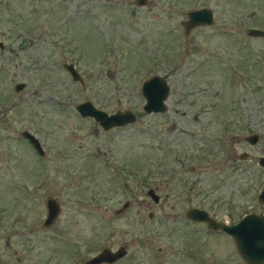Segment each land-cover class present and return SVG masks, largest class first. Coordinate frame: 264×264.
<instances>
[{
  "label": "rangeland",
  "instance_id": "obj_1",
  "mask_svg": "<svg viewBox=\"0 0 264 264\" xmlns=\"http://www.w3.org/2000/svg\"><path fill=\"white\" fill-rule=\"evenodd\" d=\"M204 7L211 23L184 34ZM250 27L264 30V0H0V264H82L120 246L115 264H246L184 212H264V38ZM154 74L166 109L146 114L139 89ZM84 100L136 119L102 130L76 112ZM241 153V177L222 172L219 157ZM47 197L60 210L44 227Z\"/></svg>",
  "mask_w": 264,
  "mask_h": 264
},
{
  "label": "water",
  "instance_id": "obj_2",
  "mask_svg": "<svg viewBox=\"0 0 264 264\" xmlns=\"http://www.w3.org/2000/svg\"><path fill=\"white\" fill-rule=\"evenodd\" d=\"M146 0H134V4L142 6ZM187 18L184 20V34L195 26L209 25L212 21V13L207 8L193 9L186 13ZM247 34L251 36H259L264 38V30L250 27L247 29ZM4 45L0 41V49ZM61 67L68 73L71 80L82 83V77L75 69L72 63L63 62ZM24 87L23 82H18L13 86V90L18 92ZM140 95L143 98L142 111L149 113H162L166 107L163 101L168 93V86L163 77L154 74L145 79L139 89ZM78 115L82 118L89 117L102 130H108L114 127H122L135 121L136 116L129 109L116 110L112 113H106L96 108L89 100H84L74 106ZM20 137L27 141L33 151L40 157L44 155L38 139L26 130L20 132ZM249 144H255L257 141L256 134H250L246 137ZM258 165L264 168V156H260L257 161ZM145 195L154 203H157L159 196L149 188L145 191ZM260 201H264V187L259 193ZM128 206L125 202L116 213H119ZM45 217L42 226H50L56 219L59 213V205L56 200L47 197L44 200ZM185 216L194 222H204L211 230H220L231 236L236 251L241 259L247 264H264V215L256 213H248L243 215L235 224L227 225L221 221L211 217L203 208L191 207ZM125 254L124 247L120 246L116 250L111 251L108 248L101 249L95 256L90 257L83 264H100L112 263Z\"/></svg>",
  "mask_w": 264,
  "mask_h": 264
},
{
  "label": "flooded vegetation",
  "instance_id": "obj_3",
  "mask_svg": "<svg viewBox=\"0 0 264 264\" xmlns=\"http://www.w3.org/2000/svg\"><path fill=\"white\" fill-rule=\"evenodd\" d=\"M250 135V134H249ZM248 136V135H247ZM247 136H245V137H243L242 139L244 140V141H246V137ZM234 139H236V140H238V139H241L240 137H233ZM247 142V141H246ZM240 157H235V154L234 155H232V156H229V155H227V157H219V160H220V162H221V164H222V172H224L226 169H228L229 170V172H232L233 174H235V175H237V176H239V177H241V173L243 172V171H245L246 169H247V167H244V168H240V164H241V160H247V159H249L250 157H248V155L246 154V153H241L240 155H239ZM258 158L259 157H257L256 158V161H255V163H257V161H258ZM258 165V164H257ZM259 167H261V166H259ZM262 168V167H261ZM264 169V168H263ZM229 178V176H227L226 177V175H225V180L226 179H228ZM235 180V182H236V178L234 179ZM264 187V185L261 187V189L259 190V192L256 194V200L259 202V203H264V201H260V199H259V193H260V191L262 190V188ZM124 204V203H123ZM122 204V205H123ZM128 207V206H127ZM121 208V207H120ZM189 208H191V207H188V209ZM119 209V208H118ZM117 209V210H118ZM187 209V210H188ZM117 210H115V213H116V211ZM186 210V211H187ZM232 209H228V211L226 212V213H224L221 217V222H223V223H225V224H227V225H233V224H235L243 215H246V214H248V213H255V212H247V213H244V214H242L241 216H237L236 217V215L234 214V211H231ZM186 211L184 212V216H185V213H186ZM121 212V211H120ZM119 212V213H120ZM209 214V213H208ZM256 214H263L264 215V212L263 211H261L260 213H256ZM210 215V214H209ZM211 216V215H210ZM149 217V216H148ZM212 217V216H211ZM150 218V217H149ZM185 218H186V220H187V222H189L190 224H196V225H199L200 227H199V231L200 230H208V231H210V232H213V233H219V234H223V235H225V236H227L228 238H230L231 240H232V238H231V236H229L228 234H226V233H224L223 231H220V230H211V229H209L207 226H206V223H204V222H194V221H192V220H190V219H188L186 216H185ZM214 218V217H213ZM219 221V220H218ZM232 242H233V240H232ZM233 244H234V242H233ZM122 247V246H121ZM234 248H235V251H236V247H235V244H234ZM125 249V248H124ZM193 249V248H192ZM192 249H190V250H192ZM111 250V249H110ZM187 251L188 252V254L190 255V254H192V251ZM199 248H197L196 247V251H195V254H196V259L198 260V261H202L203 260V258H204V255H202L201 253H199ZM111 251H114V250H111ZM236 253H237V251H236ZM238 254V253H237ZM93 256H95V255H93ZM93 256H91V257H93ZM238 257L241 259V257L239 256V254H238ZM90 258V257H89ZM88 258V259H89ZM119 259H121V258H119ZM118 259V260H119ZM87 260V259H86ZM86 260H83V263H84V261H86ZM118 260H116V261H114V262H112V263H104V262H102V263H100V264H115L116 262H118ZM244 262V261H243ZM82 263V264H83ZM245 263V262H244ZM247 264V263H246Z\"/></svg>",
  "mask_w": 264,
  "mask_h": 264
}]
</instances>
